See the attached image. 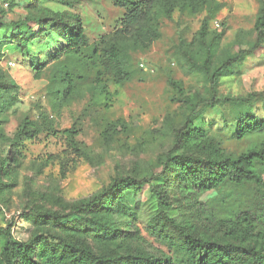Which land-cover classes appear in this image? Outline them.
<instances>
[{
  "label": "rangeland",
  "instance_id": "1",
  "mask_svg": "<svg viewBox=\"0 0 264 264\" xmlns=\"http://www.w3.org/2000/svg\"><path fill=\"white\" fill-rule=\"evenodd\" d=\"M262 2L208 0L198 13L173 6L169 16L163 9L153 10L150 24L155 36L151 40L142 43L124 37L119 41L122 63L131 78L117 85L101 55L94 56L90 50L79 55L59 53L63 48L59 34L37 33L23 49L10 32L24 25L23 32H36L43 10H50L64 21L80 17L93 45L113 36L125 15L115 0H0V41L5 42L0 72L7 93L0 101V123L9 140L27 118L37 133L35 140L26 143L23 158L19 153L14 158L9 155V143L0 140V162L9 156L12 164L16 160L12 177L3 175L0 229L11 228L14 241L24 243L40 234L33 220L36 211L67 213L71 204L102 192L115 178L148 180L138 203L127 194L134 219L115 218L119 229L128 232L117 241L118 250L122 254L144 252L158 260L170 257L182 264L180 252L164 239L174 229L159 215V202L152 193L155 186H169L171 220L204 234L211 215L226 218L252 206L261 188L226 186L200 198L209 214L198 220L199 214L175 189L176 173L170 160L189 150L176 144L170 125L179 129L187 123L191 111L185 96L195 95L196 102L211 98L213 73L228 59L254 47ZM206 18L209 36L203 42L200 30ZM37 61L49 62L42 73L33 70ZM66 73L75 84L70 97L64 95ZM250 95L257 98L245 102ZM217 97L242 101L221 103L215 109L201 105L199 116L191 121L208 132L214 146L235 158L254 143L236 137L237 122L248 115L264 120V46L221 74ZM73 128L77 140L90 149L89 158L72 152L63 132ZM47 228L52 236L65 238L62 230ZM6 243L0 236V253ZM89 243L98 255L115 249L111 244Z\"/></svg>",
  "mask_w": 264,
  "mask_h": 264
},
{
  "label": "trees",
  "instance_id": "2",
  "mask_svg": "<svg viewBox=\"0 0 264 264\" xmlns=\"http://www.w3.org/2000/svg\"><path fill=\"white\" fill-rule=\"evenodd\" d=\"M115 1L119 8L125 10V15L120 20L114 35L104 37L99 43L90 44L80 17L74 22L64 21L62 16L50 10H43L44 16L37 22L36 32H23L25 25L15 26L10 29L11 39L17 41L20 48L26 49L33 41V35L37 33L59 34L63 41V48L59 53L79 55L83 51L90 50L94 56L101 55L115 83L122 85L130 80L131 73L125 70L122 63L120 40L124 37H133L142 43L151 40L155 32L150 24V17L155 9H163L169 16L173 6L198 13L208 5V0ZM5 5H8V8L11 6L9 2ZM209 23V18H206L200 30V38L203 42L209 36ZM254 30L257 34L254 47L246 52L242 51L235 58L228 59L213 73L211 98H200L196 102L195 95H184V103L191 111L187 123L179 129L170 126L176 144H183L189 153H176L170 160V167L176 173L175 189L192 211L199 214L198 220L209 214L208 208L200 201V198L207 193L222 191L230 185L233 187L256 185L262 189V192L257 193L255 203L245 211L236 210L226 218L211 215L207 233L204 234L193 226L189 227L171 220L168 217V211L171 209L169 186L165 185L166 183L155 186L152 193L159 202V215L174 229L172 236L164 239L180 252L182 264H264V120L248 115L237 122L236 137L241 140L252 139L254 143L250 149L235 158L227 156L214 146L208 132L199 124L194 125L192 122L199 116L201 105L215 109L221 103L237 104L242 101L234 97L219 99L217 97L219 78L229 67L241 62L244 56L264 46V2ZM4 47L5 42L0 41V63ZM57 58L59 55L53 60ZM48 65L49 62L37 61L32 67L34 71L42 73ZM63 83L64 95L72 96L75 93V84L69 73H66ZM171 85L175 87L174 83ZM5 90L0 72V101L7 97ZM256 98V95H250L245 102L250 103ZM32 127L31 120L25 119L13 138L9 140L5 128L0 123V140L9 143L8 153L13 155V158L15 153H19L23 158L27 149L26 143L37 138V133L32 131ZM63 134L67 136L73 153L85 158L90 157V149L77 140L78 133L75 128L66 130ZM13 161L15 164L16 160ZM13 164L11 156L3 158L0 162V194L5 187L2 183L3 175L12 177ZM149 183L148 180L138 181L132 177L115 178L102 192L71 204L67 213L36 211L33 220L39 227L40 234L24 243L14 241L11 228L7 230L1 228L0 236L5 237L7 243L0 253V264H177L170 257L158 260L144 252L122 254L118 250L117 241L128 235V232L119 229L115 218L133 217L134 219V210L130 207L127 194H131L138 203L139 197ZM48 226L62 230L65 238L52 236L50 229L44 230ZM89 240L111 244L115 249L108 254L98 255L93 251Z\"/></svg>",
  "mask_w": 264,
  "mask_h": 264
},
{
  "label": "built area",
  "instance_id": "3",
  "mask_svg": "<svg viewBox=\"0 0 264 264\" xmlns=\"http://www.w3.org/2000/svg\"><path fill=\"white\" fill-rule=\"evenodd\" d=\"M6 7H8V5H6ZM217 27H220V26H219V24H217ZM12 66H15V65H14V64H12ZM142 67H144V65H143Z\"/></svg>",
  "mask_w": 264,
  "mask_h": 264
}]
</instances>
